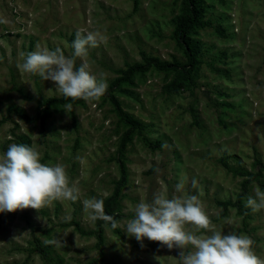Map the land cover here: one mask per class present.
<instances>
[{
    "label": "rangeland",
    "instance_id": "obj_1",
    "mask_svg": "<svg viewBox=\"0 0 264 264\" xmlns=\"http://www.w3.org/2000/svg\"><path fill=\"white\" fill-rule=\"evenodd\" d=\"M201 3L209 25L189 39L200 61L191 80L151 69L113 94L141 132L125 151L128 183L120 202V234L103 226L101 260L94 222L82 201L111 194L125 127L104 97L71 110L55 106L44 124L8 114L12 107L33 118L38 101L62 96L51 80L24 73L18 64L37 46L71 55L78 31H99L106 39L77 64H89L94 75L104 73L107 84L126 65L141 62V53L182 65L186 59L172 37L181 0H0V155L21 137L41 154V163L65 166L80 190L76 202L2 213L0 264H179L180 249L138 241L125 224L134 218L135 205L151 201L157 191L169 198L181 195L175 191L180 182L182 195H198L217 230L247 235L264 259V210L245 207L248 196L264 191V0ZM241 171L260 173L243 199L245 219L235 208L217 205L234 202L242 192ZM54 239L61 245L49 243ZM37 242L44 256L34 250Z\"/></svg>",
    "mask_w": 264,
    "mask_h": 264
},
{
    "label": "clouds",
    "instance_id": "obj_2",
    "mask_svg": "<svg viewBox=\"0 0 264 264\" xmlns=\"http://www.w3.org/2000/svg\"><path fill=\"white\" fill-rule=\"evenodd\" d=\"M106 39L99 31L76 33L71 55L57 47L49 50L37 46L36 51L22 54L24 62L18 68L42 80L55 83L56 93L66 99H82L86 102L99 100L107 91L104 73L99 76L90 71L83 61L88 49L98 47ZM72 104L65 109L71 110ZM193 188L198 181L193 178ZM183 182L175 186L171 198L163 191L153 194L151 201L141 200L135 205L134 218L126 221L125 231L138 241L147 238L159 242L168 249L178 248L179 264H264L256 255L254 241L245 234L217 230L206 214L198 195L184 196ZM79 188L71 182L65 166H48L41 163V154L25 144L12 143L0 155V213L24 209L38 210L53 201L79 199ZM83 210L92 222L103 221L104 226L116 229L121 222L107 215L104 200L96 197L82 201ZM245 207L253 212L264 210V191L257 189L254 196H248ZM61 245L59 239L49 241Z\"/></svg>",
    "mask_w": 264,
    "mask_h": 264
},
{
    "label": "trees",
    "instance_id": "obj_3",
    "mask_svg": "<svg viewBox=\"0 0 264 264\" xmlns=\"http://www.w3.org/2000/svg\"><path fill=\"white\" fill-rule=\"evenodd\" d=\"M203 15L204 8L202 7L201 0H181V12L175 21L172 37L175 45L183 52V55L186 59V62L184 64L181 65L177 63L161 62L155 57L147 56L145 53H141V62L126 65L124 70H119L117 72L118 77H116L111 83L108 84L107 91L102 96L109 99L118 121L125 127V130L123 131L122 136L119 140L114 157V160L119 167V178L114 183L111 194L103 199L105 213L107 215L115 217L117 220H119L121 212L120 202L122 199V190L128 183L126 166L124 162L125 151L128 145L132 142L134 135L140 134L141 125L136 119L128 116L121 110L120 105L113 94L120 91L121 87L124 85H132L133 79L136 75L144 74L151 69L159 72H175L177 73V77L179 80L190 81L192 74L197 70V66L200 64V61L197 57V50L189 39L196 30L209 25V23L203 22ZM178 85L181 86L180 81L178 82ZM83 102L84 100L82 99L71 100L70 98L66 99L63 96L58 98L50 97L42 99L41 101L37 102L36 115L33 118H29L27 117V115L19 113L15 108L12 107L9 108L7 112L8 114L15 113L27 122H35L39 120L41 124H44L45 120L50 117L51 109L53 107L65 106L69 103L72 104V107H75L82 105ZM74 123L75 120L73 118V124ZM17 140L19 141V144L26 145V142L23 138L17 137ZM254 163L257 166H261V163L259 161H255ZM259 174V172L255 174L247 171L239 172L240 176L246 178V180L241 185L242 192L238 195L234 202H218L217 205L224 211H226L228 207L235 208L236 211L245 219L248 215L245 211H243V199L246 194L248 185L253 180H257ZM1 214L2 213H0V215ZM73 225L78 228L77 223H74ZM94 226L95 231L93 232V234L96 239V248L98 250L99 258L102 260V247L104 243V222L97 220L94 222ZM107 228L110 229L114 234H120L118 228L112 229L110 225H108ZM34 250L42 256H44L45 254L42 248H40V246L38 245V242Z\"/></svg>",
    "mask_w": 264,
    "mask_h": 264
}]
</instances>
